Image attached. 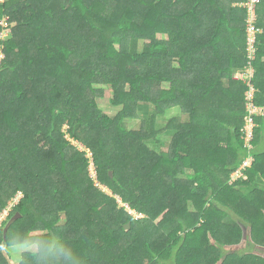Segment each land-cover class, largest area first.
<instances>
[{
    "label": "trees",
    "instance_id": "trees-1",
    "mask_svg": "<svg viewBox=\"0 0 264 264\" xmlns=\"http://www.w3.org/2000/svg\"><path fill=\"white\" fill-rule=\"evenodd\" d=\"M1 1L0 264L12 247H36L20 264H264L249 252L264 249V116L248 145L236 79L246 0ZM254 67L264 108L262 35Z\"/></svg>",
    "mask_w": 264,
    "mask_h": 264
},
{
    "label": "built area",
    "instance_id": "built-area-1",
    "mask_svg": "<svg viewBox=\"0 0 264 264\" xmlns=\"http://www.w3.org/2000/svg\"><path fill=\"white\" fill-rule=\"evenodd\" d=\"M261 5V0H246L243 4V7L246 9V56H247V65L242 69L237 71L236 79L248 87V91L246 92V102H247V111L248 116L246 118V126H245V133H246V140L248 145L253 140L254 137V129L256 124L254 122V117L256 115L264 116V108L258 107L254 104V99L256 96V88L253 86V79L255 78L256 70L254 67V62L257 59L258 53V36L261 33V30L258 28L257 24L259 22V13L258 8ZM0 25L3 27L0 34V39L4 40L6 38L2 37V34L8 29L9 24L8 19L4 18L0 20ZM0 57L3 58V55L0 54ZM2 60V59H1ZM1 62V61H0ZM251 160L248 159L247 162L243 164V169L251 166ZM240 173V176L238 174ZM239 178H245V175L242 171H238L236 174ZM7 211V212H6ZM4 211L0 219L1 222L8 216L9 211Z\"/></svg>",
    "mask_w": 264,
    "mask_h": 264
},
{
    "label": "rangeland",
    "instance_id": "rangeland-1",
    "mask_svg": "<svg viewBox=\"0 0 264 264\" xmlns=\"http://www.w3.org/2000/svg\"><path fill=\"white\" fill-rule=\"evenodd\" d=\"M1 2H4V0H2ZM23 14H25L24 16L26 17V11H23ZM5 18L8 19V24L11 23L10 19H11V21L13 19L15 20V17L11 18L10 15H8V17H5ZM260 35H261V33H260ZM10 36H11V33H10V30H8V29L2 34V37H4V38H6V37L10 38ZM1 59H2V57H0V61H1ZM111 99H112V91L107 89L105 91L104 96L102 98H98L96 101H97V104L100 107V109L105 114H107L110 117H114L117 114L118 110L112 107V105L110 103ZM152 114H154L153 107H151L150 105H147V104H142L140 106V108H139V116H140L141 119L148 118V116H151ZM180 114L181 113H180L179 109H174V110L168 112L165 115V117L159 118L158 123H159L160 126H165V124L169 120H171L173 118H176V117H179ZM127 125H128L127 126L128 130H136V129H139V127H140V121H132V120H130V121H128ZM67 138H68V140H70L72 142V144L74 145V147L76 149H78L80 152H87V154L89 155V152H88L87 148L84 146L83 143L76 142V141L72 140V138H70V137H67ZM238 176H240V173L238 174ZM238 176L234 177V180H239L240 178ZM102 188H104V187H102ZM104 189H106V188H104ZM15 201H17V200H15ZM4 214H5V212H4ZM139 218H142V216H138V219ZM161 220H162V217L160 219H158V222L161 221ZM249 232H250V229H249ZM245 237L246 238L243 239V243H241V245H239L238 248L235 249L236 253H239V252L242 251L241 249L243 248V246L245 245V242H247V240L248 241H253L251 233H248V236H245ZM233 247L234 246L226 247V249L224 251L225 256H227V254L230 255V254L235 253V252H233ZM257 248H258V249H256L257 250V255H260L259 258L264 259V249H261L260 247H257ZM35 249H36V247H34L33 249L32 248L12 247L10 249V255H9L11 264H20V260H21V256H22L23 252L28 251V250L36 251ZM251 251H253V250H251ZM251 251L249 250V252H251ZM245 252H247V251H245ZM137 255H138V259L137 260H138L139 263H143V264H148L149 263L147 260H143L144 257L141 256L139 253Z\"/></svg>",
    "mask_w": 264,
    "mask_h": 264
},
{
    "label": "crops",
    "instance_id": "crops-1",
    "mask_svg": "<svg viewBox=\"0 0 264 264\" xmlns=\"http://www.w3.org/2000/svg\"><path fill=\"white\" fill-rule=\"evenodd\" d=\"M261 15H259V19H261ZM261 35L262 36H264V30L263 29H261ZM170 112V111H169ZM264 148V131H263V135L261 136V138H260V141H259V145H258V151H261V149L260 148ZM253 249V248H252ZM251 252H254V253H256V255H257V250H254L253 249V251H251Z\"/></svg>",
    "mask_w": 264,
    "mask_h": 264
},
{
    "label": "flooded vegetation",
    "instance_id": "flooded-vegetation-1",
    "mask_svg": "<svg viewBox=\"0 0 264 264\" xmlns=\"http://www.w3.org/2000/svg\"><path fill=\"white\" fill-rule=\"evenodd\" d=\"M258 247V246H257ZM256 246H252V248L254 249V250H256V249H258Z\"/></svg>",
    "mask_w": 264,
    "mask_h": 264
},
{
    "label": "water",
    "instance_id": "water-1",
    "mask_svg": "<svg viewBox=\"0 0 264 264\" xmlns=\"http://www.w3.org/2000/svg\"><path fill=\"white\" fill-rule=\"evenodd\" d=\"M78 127H79V126H77V128H78ZM129 227H130V225H127V226H126V229H129Z\"/></svg>",
    "mask_w": 264,
    "mask_h": 264
}]
</instances>
